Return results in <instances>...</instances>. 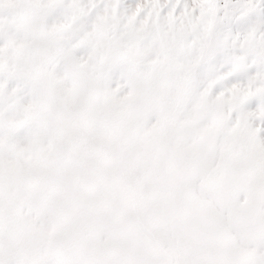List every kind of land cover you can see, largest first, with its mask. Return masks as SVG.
Wrapping results in <instances>:
<instances>
[{
	"label": "snow or ice",
	"instance_id": "6c2138e0",
	"mask_svg": "<svg viewBox=\"0 0 264 264\" xmlns=\"http://www.w3.org/2000/svg\"><path fill=\"white\" fill-rule=\"evenodd\" d=\"M0 264H264V0H0Z\"/></svg>",
	"mask_w": 264,
	"mask_h": 264
}]
</instances>
